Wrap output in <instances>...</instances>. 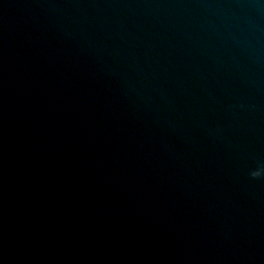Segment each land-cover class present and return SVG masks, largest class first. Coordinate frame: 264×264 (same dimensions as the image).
Returning a JSON list of instances; mask_svg holds the SVG:
<instances>
[{
  "label": "water",
  "instance_id": "1",
  "mask_svg": "<svg viewBox=\"0 0 264 264\" xmlns=\"http://www.w3.org/2000/svg\"><path fill=\"white\" fill-rule=\"evenodd\" d=\"M264 0H0V264H264Z\"/></svg>",
  "mask_w": 264,
  "mask_h": 264
},
{
  "label": "clouds",
  "instance_id": "2",
  "mask_svg": "<svg viewBox=\"0 0 264 264\" xmlns=\"http://www.w3.org/2000/svg\"><path fill=\"white\" fill-rule=\"evenodd\" d=\"M248 176L251 180H264V162L258 163L254 168L249 169Z\"/></svg>",
  "mask_w": 264,
  "mask_h": 264
}]
</instances>
